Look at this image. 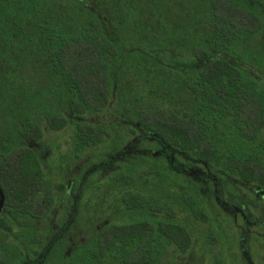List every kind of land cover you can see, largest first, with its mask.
Returning a JSON list of instances; mask_svg holds the SVG:
<instances>
[{
  "label": "trees",
  "instance_id": "trees-1",
  "mask_svg": "<svg viewBox=\"0 0 264 264\" xmlns=\"http://www.w3.org/2000/svg\"><path fill=\"white\" fill-rule=\"evenodd\" d=\"M259 2L0 0V184L10 194L25 193L23 213L32 218L33 180L35 221L55 219L54 207L59 212L35 151L41 126L60 131L72 124L78 158L106 142L116 152L125 130L137 135L130 152L97 169L115 171L109 187L118 190L127 219H106L53 264H161L165 247L191 248L179 214L208 222L209 171L258 180L256 171L264 169V144L257 143L264 127ZM104 115L127 126L92 121ZM144 134L155 140L141 146ZM160 143L168 153L152 156ZM191 166L204 171L202 180L182 172ZM53 252L45 248L41 264Z\"/></svg>",
  "mask_w": 264,
  "mask_h": 264
},
{
  "label": "rangeland",
  "instance_id": "rangeland-1",
  "mask_svg": "<svg viewBox=\"0 0 264 264\" xmlns=\"http://www.w3.org/2000/svg\"><path fill=\"white\" fill-rule=\"evenodd\" d=\"M98 120H101L106 126H127L122 122H114V118L112 119L110 115L101 116L99 119H92V121ZM109 120L111 122H109ZM41 127L43 137L39 143H36V149L37 154L41 157L47 180L61 184L65 181V178L70 177L68 175H73V178L79 180L81 169L84 170L86 168L89 173L86 181L85 196L82 203L83 217L82 220L79 219L78 221V230L82 229L84 225L87 232L86 236L88 237V233L91 235L94 227L98 228L99 225L108 223L109 221H105L106 219H116L115 222L118 224L123 223L127 218H124L119 212L121 206L117 203V199L120 194L116 188L109 187L110 179L115 171L112 172L111 170L108 171L106 169L99 171L97 169H102V167L109 168L111 166H109L111 161H114L113 164L117 163L122 156L125 155L124 153L130 152L136 142L135 139L137 138V135L130 132L129 129L125 130L126 134L124 135V143L116 152L113 151L114 149H112L111 143L106 142V144L101 147L87 151L78 158L74 156L71 147V138L74 134V126L72 124L66 126L60 131H53L47 126ZM140 138L142 141H145L141 143V146L142 144H148L146 141L155 140V137L149 134H144ZM162 154L163 151L160 149L153 150L151 153V155L155 157H159ZM114 168H116V166ZM82 172L84 173V171ZM259 206L264 208L262 203ZM204 207L208 217L207 223L195 221L191 218L188 219L183 216V214H179L180 218L177 219L178 222L181 225L184 224L192 234V245L186 254L170 248L167 254V264H212L213 258L217 253L220 254L225 262L226 259L229 260V249L227 246L232 242L233 249L236 252L237 250H240V224L242 222L239 220L237 223L238 225L234 224L233 221H231L216 205L212 195L208 196L207 205ZM253 212L258 214L257 211ZM95 214H97L100 219L97 222H92V217ZM63 216V212H59L58 217L62 219ZM7 219V223L12 231L2 230V232H0V260L4 250L3 245L7 246V249H14L18 244L20 245V243L15 242L14 234L20 232L21 228L25 226L24 222L21 220H10V216H8ZM41 231L43 233L46 231L44 224L41 227ZM72 237L73 242H62L61 245L54 250L48 264L61 262L64 258V249H66L68 245L73 246L74 244L77 247L78 244H80L77 242V239L80 237L79 235L75 236L73 234ZM74 240H76V242ZM263 245L264 243L262 244L260 242L258 243L257 248L258 256L261 258L264 256ZM21 247L25 254L27 252L31 255L30 248L25 249V247ZM35 250L38 251L37 247H35ZM262 264H264V260Z\"/></svg>",
  "mask_w": 264,
  "mask_h": 264
},
{
  "label": "flooded vegetation",
  "instance_id": "flooded-vegetation-1",
  "mask_svg": "<svg viewBox=\"0 0 264 264\" xmlns=\"http://www.w3.org/2000/svg\"><path fill=\"white\" fill-rule=\"evenodd\" d=\"M259 6L263 7L261 10L264 9L263 2H259ZM262 30L261 37L264 40V27ZM259 80L264 85V74L259 77ZM257 143L264 144V127L260 132ZM159 145V149L162 150L163 153H168V148L163 143ZM33 146L35 148V143H33ZM36 148L35 151H37ZM38 157L41 160L39 155ZM113 162L114 161H111L109 166L113 164ZM41 164L43 168V163ZM196 167H184L182 172L198 180H202L201 178L204 176V171L200 170V168L197 170ZM82 171H84V173ZM43 172L47 182L45 190L50 192L52 195L51 198L57 199L58 201L60 200L58 210L59 212H63L64 216L62 219L59 218V212H56L57 209L54 207V212L52 214H54L55 219L49 220L45 218L35 221V180H33L34 187L32 190V218L19 209L23 202H27V200H24L26 197L23 194L25 193L10 194L0 184V189L5 198L4 204L0 210V232H2V230L12 231L7 223L8 216H10V220L18 219L25 224L20 232L14 234L15 242L20 243V245L18 244L14 249H7V246L3 245L4 250L0 264H41L44 262L45 248L52 246L54 251L62 242H73V234L75 236H80L77 242L81 244H84L88 240L85 226L83 225V228L81 226L82 229L78 230V221L79 219L82 220L83 217L82 203L85 196L87 176L89 174L86 168L84 170L81 169L79 180L73 178V175H68L70 177L65 178V181L61 184L47 180L44 169ZM208 175L213 186L212 198L216 205L234 224H237L239 220L242 222L240 224V250L236 252L233 249V242L229 243L230 245L227 246L229 249V260L226 259L224 262L220 254L217 253L213 258L212 264H262L264 256L262 258L258 256L257 248L258 243H264V208L259 206L261 203L264 205V181H262L264 169L256 171L258 180H243L240 179L239 176H232L224 173L219 175L214 169L209 171ZM221 178H224L225 181H219ZM62 194L63 197L59 199V196ZM252 210L257 211L258 214L254 213ZM43 224L46 227L45 233L41 231ZM99 228H101V226H98V229ZM74 241L76 242V240ZM25 243L28 244L27 248L31 249V255L27 252L25 254L22 250L21 246ZM35 247H37L38 251L35 250ZM74 248H76V245H68L66 249H64V254L69 256ZM170 248L183 254L187 253L176 249L174 246ZM168 252L167 247H165V250L161 253V264H167Z\"/></svg>",
  "mask_w": 264,
  "mask_h": 264
},
{
  "label": "water",
  "instance_id": "water-1",
  "mask_svg": "<svg viewBox=\"0 0 264 264\" xmlns=\"http://www.w3.org/2000/svg\"><path fill=\"white\" fill-rule=\"evenodd\" d=\"M0 210H1V207L3 206V204H4V200H5V198H4V194H3V192H2V190L0 189Z\"/></svg>",
  "mask_w": 264,
  "mask_h": 264
}]
</instances>
